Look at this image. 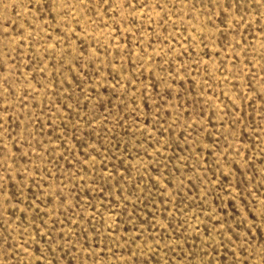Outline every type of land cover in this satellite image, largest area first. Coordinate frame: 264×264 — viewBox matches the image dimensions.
I'll return each mask as SVG.
<instances>
[{"label": "rangeland", "instance_id": "rangeland-1", "mask_svg": "<svg viewBox=\"0 0 264 264\" xmlns=\"http://www.w3.org/2000/svg\"><path fill=\"white\" fill-rule=\"evenodd\" d=\"M0 264H264V0H0Z\"/></svg>", "mask_w": 264, "mask_h": 264}, {"label": "snow or ice", "instance_id": "snow-or-ice-1", "mask_svg": "<svg viewBox=\"0 0 264 264\" xmlns=\"http://www.w3.org/2000/svg\"><path fill=\"white\" fill-rule=\"evenodd\" d=\"M81 2H83V0H81ZM105 2H107V0H105Z\"/></svg>", "mask_w": 264, "mask_h": 264}]
</instances>
